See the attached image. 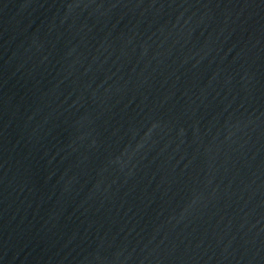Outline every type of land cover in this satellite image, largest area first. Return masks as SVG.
<instances>
[{
	"label": "water",
	"instance_id": "1",
	"mask_svg": "<svg viewBox=\"0 0 264 264\" xmlns=\"http://www.w3.org/2000/svg\"><path fill=\"white\" fill-rule=\"evenodd\" d=\"M0 264H264V0H0Z\"/></svg>",
	"mask_w": 264,
	"mask_h": 264
}]
</instances>
